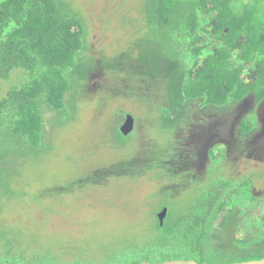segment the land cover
I'll use <instances>...</instances> for the list:
<instances>
[{
    "label": "rangeland",
    "instance_id": "1",
    "mask_svg": "<svg viewBox=\"0 0 264 264\" xmlns=\"http://www.w3.org/2000/svg\"><path fill=\"white\" fill-rule=\"evenodd\" d=\"M64 1L86 27L79 80L67 95L73 115L59 121L42 110L46 149L8 164L6 180L16 196L0 198V230L22 248H48L65 261L99 260L125 242L142 244L163 205H185L225 179L245 183L233 199L237 210L215 232L219 245L235 252L237 224L250 225L241 213L253 210L255 225L260 220L251 195L264 216V100L254 104L248 94L223 107H200L199 100L174 109L168 98L173 66L147 32L142 0ZM202 44L204 56L213 43ZM28 76L15 70L0 80V98ZM161 107L170 111L164 121ZM252 110L259 127L241 135L240 123ZM125 113L134 129L117 147L114 129Z\"/></svg>",
    "mask_w": 264,
    "mask_h": 264
},
{
    "label": "trees",
    "instance_id": "2",
    "mask_svg": "<svg viewBox=\"0 0 264 264\" xmlns=\"http://www.w3.org/2000/svg\"><path fill=\"white\" fill-rule=\"evenodd\" d=\"M142 13L152 41L173 66L168 98L174 109L199 100L200 107H223L248 94H253L254 104L264 100V0H142ZM206 39L213 44L203 56L206 45L199 43ZM85 45V24L67 1L0 2V80H7L15 70L29 73L20 87L0 98V198L16 196L6 180L10 161L17 163L46 149L42 110L56 113L59 121L72 118L67 95L79 80L75 70ZM160 110L164 121L170 111ZM123 116L126 113L119 119ZM118 127L114 142L123 147L133 130L123 136ZM258 127L252 110L243 117L239 133L249 134ZM244 185L219 179L185 205H163L167 213L162 225L153 222L142 244L125 242V247L105 252L99 260L65 261L48 248H22L0 230V264H140L173 259L231 264L262 259L264 216L254 195L251 200L260 220L255 225L253 210L241 213L250 225L237 224L232 237L236 251L223 249L215 240L222 219L237 210L233 199ZM240 229L244 235L238 238Z\"/></svg>",
    "mask_w": 264,
    "mask_h": 264
},
{
    "label": "water",
    "instance_id": "3",
    "mask_svg": "<svg viewBox=\"0 0 264 264\" xmlns=\"http://www.w3.org/2000/svg\"><path fill=\"white\" fill-rule=\"evenodd\" d=\"M134 127V119L132 118L131 115L127 114L125 116V119L123 123L119 126V132L123 136H127L128 134L131 133ZM167 213V208L163 207L160 209V211L156 214V218L158 221L159 225H162L163 219L165 218ZM140 264H199L193 260H185V259H173V260H165L160 263H151V262H141ZM200 264H216V263H200ZM231 264H264V258L262 259H253V260H248L246 262H235Z\"/></svg>",
    "mask_w": 264,
    "mask_h": 264
}]
</instances>
